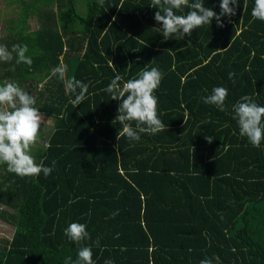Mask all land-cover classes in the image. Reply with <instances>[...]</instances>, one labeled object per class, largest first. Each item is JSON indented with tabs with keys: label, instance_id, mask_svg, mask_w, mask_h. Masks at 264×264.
<instances>
[{
	"label": "trees",
	"instance_id": "obj_1",
	"mask_svg": "<svg viewBox=\"0 0 264 264\" xmlns=\"http://www.w3.org/2000/svg\"><path fill=\"white\" fill-rule=\"evenodd\" d=\"M202 2L219 14L220 0ZM19 3L22 17L0 44L27 45L33 63L10 71L14 59L0 62V80L53 119L31 152L53 171L20 178L0 165V219L15 228L0 239V264H64L84 245L95 264H264V141L253 147L233 119L244 95L264 106V21L251 16L254 0H239L223 27L213 19L181 40H164L151 0H89L86 15L76 0ZM63 57L77 59L72 78L89 86L75 107L65 80L49 78ZM152 67L163 73L154 95L166 130L117 140L120 101L105 89L117 73L124 82ZM216 86L228 89L224 111L202 99ZM72 222L91 239L70 241Z\"/></svg>",
	"mask_w": 264,
	"mask_h": 264
},
{
	"label": "clouds",
	"instance_id": "obj_2",
	"mask_svg": "<svg viewBox=\"0 0 264 264\" xmlns=\"http://www.w3.org/2000/svg\"><path fill=\"white\" fill-rule=\"evenodd\" d=\"M239 4V0H220V12L217 14L213 9L205 7L202 0H151L150 3L158 9L154 19L160 25L164 40L190 37L193 30L210 25L213 19L218 27H223L222 18L226 16L230 19L235 16ZM184 9L189 11L184 15L177 14ZM251 16L253 19L264 21V0H254ZM27 52V45L15 44L9 50L6 45L0 44V62L7 63L14 59L15 64L9 68L10 71H15L16 65L22 63L31 66L33 61L26 55ZM66 71V66L59 64L52 68L49 78L55 77L64 81ZM234 75L229 73V78L232 79ZM162 78L163 73L152 67L139 72L137 78L124 82H121L122 77L117 73L107 85L105 91L111 95V99L120 101L118 114L114 119L121 125L117 140L126 137L129 141H138L142 133L155 135L166 130L165 124L158 116V98L154 95ZM88 87V84L74 77L67 81L68 94L74 97L69 103L74 107L81 104L87 97ZM227 96L226 87L216 86L202 99L205 104L214 105L218 110L224 111ZM35 104V97L17 83L6 82L0 86V165H6L9 173L20 178L35 177L41 173L48 176L53 171L52 167L37 163L31 155L42 123L41 112ZM233 112L240 136L245 137L253 147L259 148L264 141V106L258 105L251 96L244 95L233 105ZM206 139L211 143L213 137L207 136ZM115 214L117 213L113 215ZM64 235L78 245L91 239L86 225L78 222L70 223L64 229ZM94 244L99 247V240ZM64 264H95L92 246L79 247L77 258L73 261L71 257H66ZM104 264L114 262L107 259ZM200 264H212V259L205 258Z\"/></svg>",
	"mask_w": 264,
	"mask_h": 264
},
{
	"label": "rangeland",
	"instance_id": "obj_3",
	"mask_svg": "<svg viewBox=\"0 0 264 264\" xmlns=\"http://www.w3.org/2000/svg\"><path fill=\"white\" fill-rule=\"evenodd\" d=\"M19 2L20 0H0V35L7 33L11 27H12V30L15 31L16 21L19 19V16L21 18L23 14V7L21 6ZM88 2L89 0H76L77 11L80 14L86 15L88 11ZM55 9H56V5H55ZM30 21L33 27H35L36 29L39 28L40 23H39L38 17L33 16V18H31ZM62 59H63L62 64L66 66V69H67L66 72H68V70L70 69V65L68 61L65 60L64 57ZM76 63H77V59H74L72 62V67L75 68ZM0 72H3V70L0 69ZM71 76H72V72L69 71L67 74V77H71ZM4 83L6 82L4 81ZM2 85L3 84L0 80V86ZM41 116H42V123H41L40 131L46 129V127L48 128L49 131H51L53 129L52 127L53 119L50 117H46L44 115H41ZM42 143H44V141L41 140L40 132H39L37 142L32 147L31 152L35 151L36 146H39ZM14 230H15L14 226L0 219V239L2 238L11 239L13 236Z\"/></svg>",
	"mask_w": 264,
	"mask_h": 264
},
{
	"label": "crops",
	"instance_id": "obj_4",
	"mask_svg": "<svg viewBox=\"0 0 264 264\" xmlns=\"http://www.w3.org/2000/svg\"><path fill=\"white\" fill-rule=\"evenodd\" d=\"M65 60H67V59H65ZM62 61H63V59H62ZM68 63L70 65V69L68 70V72L71 71L73 73L74 67H72V62L69 61ZM68 72L65 73V79H66L65 81H69V80L72 79V76L71 77H67ZM51 131H49L48 128L46 127V129L40 131V133L44 134V136H45L46 134L50 133ZM45 132H47V133H45ZM42 141H44V143H46V140H42Z\"/></svg>",
	"mask_w": 264,
	"mask_h": 264
}]
</instances>
